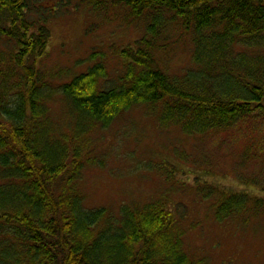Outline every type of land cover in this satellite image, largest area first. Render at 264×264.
Listing matches in <instances>:
<instances>
[{
	"label": "trees",
	"instance_id": "obj_1",
	"mask_svg": "<svg viewBox=\"0 0 264 264\" xmlns=\"http://www.w3.org/2000/svg\"><path fill=\"white\" fill-rule=\"evenodd\" d=\"M81 1L87 16L143 24L140 37L111 53L113 76L104 50L82 60L93 61L83 71L46 62L50 20L72 2L0 0V264H211L188 250L195 225L168 192L186 185L177 160L153 165L174 180L164 195L118 209L89 206L82 181L102 165L92 132L134 108L187 136L264 111V0ZM172 32L189 33L193 46L192 64L177 72L158 59ZM191 189L194 202L215 198L220 224L264 221V193L200 179Z\"/></svg>",
	"mask_w": 264,
	"mask_h": 264
},
{
	"label": "rangeland",
	"instance_id": "obj_2",
	"mask_svg": "<svg viewBox=\"0 0 264 264\" xmlns=\"http://www.w3.org/2000/svg\"><path fill=\"white\" fill-rule=\"evenodd\" d=\"M68 1L72 2L70 9L59 11L50 20V57L46 62L83 71L93 61L82 60L94 50H104L109 54L105 61L113 76L119 64L111 53L140 37L143 24L128 26L127 16L120 14L87 16L88 9L81 5L85 2L76 6V0ZM176 34L168 35L174 37L158 57L174 72L191 65L193 55L189 33L182 32L178 38ZM156 118L146 108H134L108 129L92 132V155L100 157L102 165L84 173L82 188L87 204L118 209L123 203L164 195L174 180L158 176L165 170L156 172L153 165L162 158L175 159L177 176L186 185L177 183L168 192L180 201L183 222L195 225L186 235L188 250L207 257L211 264H264V221L245 220L242 215L220 224L213 213L215 198L194 202L191 189L200 179L225 190L245 187L264 193V111L209 135L162 130Z\"/></svg>",
	"mask_w": 264,
	"mask_h": 264
}]
</instances>
